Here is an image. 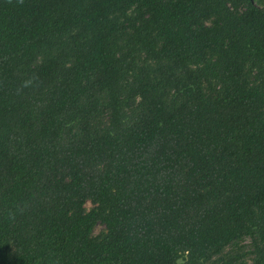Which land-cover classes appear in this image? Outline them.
<instances>
[{"label":"trees","instance_id":"trees-1","mask_svg":"<svg viewBox=\"0 0 264 264\" xmlns=\"http://www.w3.org/2000/svg\"><path fill=\"white\" fill-rule=\"evenodd\" d=\"M245 236L264 264V0H0V264Z\"/></svg>","mask_w":264,"mask_h":264},{"label":"rangeland","instance_id":"rangeland-1","mask_svg":"<svg viewBox=\"0 0 264 264\" xmlns=\"http://www.w3.org/2000/svg\"><path fill=\"white\" fill-rule=\"evenodd\" d=\"M85 206L87 210H89L93 207V204L90 201H88L86 202ZM102 229H104V225L98 224L95 228L94 234L99 233ZM253 245H254V240L251 237L245 236L236 244L228 248V252L230 253L227 254L226 256L227 257L235 256L236 258H238L236 264H253L256 258ZM212 264H224V263L214 262Z\"/></svg>","mask_w":264,"mask_h":264}]
</instances>
